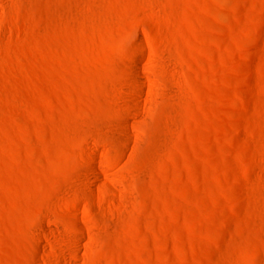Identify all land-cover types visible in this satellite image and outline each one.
Returning a JSON list of instances; mask_svg holds the SVG:
<instances>
[{"label": "rangeland", "instance_id": "rangeland-1", "mask_svg": "<svg viewBox=\"0 0 264 264\" xmlns=\"http://www.w3.org/2000/svg\"><path fill=\"white\" fill-rule=\"evenodd\" d=\"M0 264H264V0H0Z\"/></svg>", "mask_w": 264, "mask_h": 264}]
</instances>
